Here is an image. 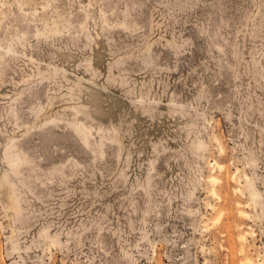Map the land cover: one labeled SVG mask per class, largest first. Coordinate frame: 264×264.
Wrapping results in <instances>:
<instances>
[{
	"label": "rangeland",
	"instance_id": "374dc122",
	"mask_svg": "<svg viewBox=\"0 0 264 264\" xmlns=\"http://www.w3.org/2000/svg\"><path fill=\"white\" fill-rule=\"evenodd\" d=\"M248 263L264 0H0V264Z\"/></svg>",
	"mask_w": 264,
	"mask_h": 264
},
{
	"label": "bare ground",
	"instance_id": "6f19581e",
	"mask_svg": "<svg viewBox=\"0 0 264 264\" xmlns=\"http://www.w3.org/2000/svg\"><path fill=\"white\" fill-rule=\"evenodd\" d=\"M136 100H138V99H136ZM139 100H140V99H139ZM142 101H143V100H142ZM215 164H216V163H215ZM219 165H220V164L215 165V166L219 167ZM220 166H221V165H220ZM220 168H222V167H220ZM220 168H219V169H220ZM216 179H217V178H216ZM211 181L215 182L216 180L213 179V178H211ZM240 212H241V211H240ZM241 213H242V212H241ZM246 260H247V261H246ZM244 261L247 263V262H248V259H244ZM250 262H251V261H250ZM250 262H249V263H250ZM249 263H248V264H249Z\"/></svg>",
	"mask_w": 264,
	"mask_h": 264
}]
</instances>
